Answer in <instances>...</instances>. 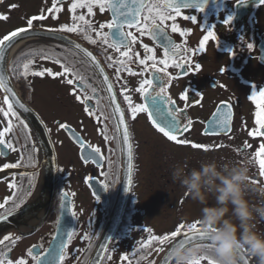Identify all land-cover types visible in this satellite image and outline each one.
Returning a JSON list of instances; mask_svg holds the SVG:
<instances>
[{"label": "flooded vegetation", "instance_id": "1", "mask_svg": "<svg viewBox=\"0 0 264 264\" xmlns=\"http://www.w3.org/2000/svg\"><path fill=\"white\" fill-rule=\"evenodd\" d=\"M72 2L74 0H61L57 5L61 8L56 13L58 18H53L47 12L53 0H0V14L9 17L7 21L0 20L1 37L26 27L27 18L38 16L42 11L48 18L34 21L33 28L37 31L49 33L44 29L71 23ZM237 3L238 0H208L203 12L195 8H182L180 14L170 12L175 20L166 21L165 30L180 46L184 60L178 58V61H186L188 72L183 74L182 69L171 63L166 69L157 65L163 69L161 76L166 82V95L175 101L177 108L184 109L180 113L183 122L192 121L190 130L182 133L180 139L208 145V150L168 140L153 126L146 112L138 113L135 119L131 117L124 95H129L133 104L145 103V98L136 89L145 79H152V61L148 62V70L139 64V59L151 54L146 53L142 45L153 48L157 60L165 58L163 49L147 35L141 37L135 29H124L137 36V41L130 45L131 60L126 61L136 75L125 70L118 73L119 65L115 61L123 59L120 53L99 40L97 44H91L79 33H58L65 37L61 41L32 37L15 50L9 62L11 78L18 85L22 100L49 133L56 155L57 175L54 194L42 196L47 166L38 140L19 113L18 121L15 117L6 118L0 112V131L8 126L9 119L12 121V131L4 139L15 148L12 151L0 146L3 152L0 154V204L8 200L0 214L6 215L15 204L25 201L6 221H0V239L5 235L20 238L14 245L6 241L5 245H0V251H7L10 247V259L15 261L23 257L28 264H35L27 256L29 248L41 256L49 253L48 259L51 260L63 244L64 259L53 264H96L97 250L101 248L108 228V233H111L113 217L122 207V216L113 237L109 243L108 240L103 242L106 248L100 260L98 257L99 264H158L171 243L158 252L156 249L161 246L154 241L149 243L152 237L170 234L181 223L188 225L199 221L200 215L201 205L185 198L183 189L172 182L174 164H186L189 169L198 167L202 160L213 159L247 164L251 183L257 182L252 185L264 184L259 158L255 156L260 145L264 144V135L259 134L264 130L256 124L255 114L259 109L257 102L251 99L256 93V99L261 100L258 94L264 91V2L246 0L245 4ZM13 4L18 7L10 8ZM94 12V16L87 18L95 26L106 24L113 18L111 10L100 12L94 9ZM80 13L86 14V9H78L77 14ZM230 15L234 19L231 25H226L224 20ZM191 16H196L195 22L185 19ZM172 24L178 27V32L171 31ZM209 30L215 31L217 39L210 38L205 49L199 51L200 41ZM103 31L109 32V29L104 28ZM91 35L97 39L95 33ZM113 39L119 37L112 36L109 43ZM70 42L92 52L99 67L83 52L74 49ZM249 43L252 48L247 47ZM125 50L128 49L121 48L120 51ZM40 51L58 56L61 63L74 66L83 81L68 85L65 81L69 77L30 74L23 78L13 74L14 67L19 69L26 62L25 53L33 58L31 54ZM189 51L191 55L187 54ZM233 51L235 54H231ZM108 56H112L113 61H109ZM34 61L33 68L42 67L53 72L62 70L60 64L41 59L39 55L34 57ZM110 63L113 66L110 67ZM196 65L200 66L199 69ZM107 83L113 86L115 102L111 99ZM152 87L159 90L157 82ZM92 88L96 89L94 94ZM73 91L82 96H94L89 102L94 115L85 112V105L75 99ZM184 93H189L192 101L186 109L188 100L182 99ZM3 100L0 92V107L6 110ZM147 102L151 103L150 98ZM116 104L124 112L132 144L130 184L127 146L123 142V126L118 127L119 114L114 111ZM222 105L230 106L227 129L217 128L215 134H205L209 122ZM222 110L228 112L229 108ZM58 122L67 124L75 139L67 129L60 128ZM254 130L258 134L249 135ZM81 141L100 149L97 159L85 161ZM6 164L17 167L5 168ZM104 184L108 185L107 190ZM123 184L129 191L125 201L120 196ZM30 185L33 187L28 195ZM259 227L264 230V224ZM243 262L255 264L247 257ZM201 264H207V260H202Z\"/></svg>", "mask_w": 264, "mask_h": 264}, {"label": "snow or ice", "instance_id": "2", "mask_svg": "<svg viewBox=\"0 0 264 264\" xmlns=\"http://www.w3.org/2000/svg\"><path fill=\"white\" fill-rule=\"evenodd\" d=\"M246 0H238L237 4H245ZM264 2V0H261ZM61 3V0H53L52 7L47 9L49 14L53 15V18H58L56 13H58L61 8L57 5ZM208 3V0H74V2L70 5L71 12V23H65L60 25L57 28H48L44 29L55 36L58 33H79L84 36L86 40H88L91 44H97L98 40L108 47L114 48L116 52L120 53V56L123 59H119L115 61L116 64L119 65L117 68V72L121 70L128 71L131 75H136L137 73L130 67L127 66L126 61L131 60L130 55V45L137 41V36L133 31H125L124 29H135L136 32H139L140 36L143 37L147 35L150 39L156 42V44L163 49L164 59L157 60L155 56V50L150 48L147 44H143V48L146 53H151L147 55L144 59H139V64L145 66V70H148L149 61L151 63L152 70V79H145L140 86L136 89L144 98L145 103L141 104H133L132 99L129 95H124V100L127 101L129 110L131 112V117L135 119L136 115L141 112H146L148 114V118L151 120L153 126L162 133L168 140L175 142L177 144L190 145L195 149L208 150V145H204L197 142L188 141L187 139H180V135L184 132L190 130V126L192 121L189 119L187 122H183L180 117V113L184 111V109H179L175 106V101H173L170 97L166 95L165 85L166 82L163 80L161 73L163 69L158 68L157 65H163L164 69H166L169 64H173L175 67L183 70V74H187L188 68L185 62H179V60H184V54L179 51V45H177L168 35L166 28V21L175 20V16H171L169 13L174 11L177 14H180L182 8H195L199 12H203ZM18 5H10V8H17ZM78 9H86V14L80 13L77 14ZM94 9H98L100 12H104L106 10H111L113 13V18L110 22L106 24H100L99 26H95L90 19L87 17H92L95 15ZM47 15L42 11L38 16H32L27 18L26 27L18 28L0 38V62H3L5 59V55L11 47H13L17 42L27 38L29 33L39 35L33 28L34 21L47 19ZM9 19L8 15L0 14V20L7 21ZM185 19H191L193 22L196 21V16L185 17ZM234 16H228L224 23L226 25H231ZM109 29V32H104L103 29ZM214 28V26H213ZM171 31L173 33L178 32L179 29L175 24H172ZM91 33H95L97 39H94ZM184 35V33H181ZM112 36H118L119 39H113L111 43H109V39ZM217 39L215 31L209 30L207 35L203 36V39L199 44V51H203L205 49V44L209 39ZM60 39H65V37L61 36ZM72 47L80 52H83L85 56L90 58L94 63L99 67L98 62L96 61L95 56L92 52L87 49L81 48V45L75 42H70ZM248 48H252L253 45L251 43L247 44ZM121 48H125V50L121 52ZM191 55L192 52L189 51L187 53ZM231 54H235L233 51ZM26 62L22 63V66L17 69L13 68V74L22 76L23 78H27L30 74L36 75L40 77H44L45 75L51 76L53 78L56 77H69L66 79V83L68 85H74L80 81H83V77L79 75L74 66H71L66 63H61V60L58 56L50 55L44 51L33 52L31 55L33 58H29L25 53ZM39 55L41 59L44 60H52L56 64L61 65L60 72H53L51 69L45 68H33L34 65V57ZM137 57L139 53L136 54ZM107 59L109 61H113L112 56H108ZM16 62H14L15 64ZM109 66H113V64H109ZM196 69H199V65L195 66ZM103 72V69H100ZM166 74V73H164ZM9 77L0 69V89H3L5 92L3 103L7 105V108L0 107V112L3 113L4 117H15L16 120H20L18 112L14 110L13 103L9 102L8 93H11L13 96L15 95L12 92V89L8 84ZM105 82L108 81L107 76L104 77ZM158 83L159 90L156 91L153 89V83ZM147 85V87H146ZM112 84L107 83V89L109 93H111V99L115 102V93L112 92ZM123 91V90H122ZM93 94L96 92L95 88H92ZM72 95L75 99L82 104L85 105V112L89 115H94V113L90 110L89 102L94 99L93 95H80L77 91H73ZM261 97V100H257V94L253 93L251 99L257 102L258 111L256 112V124L259 126L261 130H264V91L259 92L258 94ZM151 103L149 104L147 101L149 100ZM199 98V96H198ZM182 99L188 100V103L185 105V109L190 106L191 100L189 99V93L182 94ZM15 104L19 105L20 109L24 111H28L23 103L20 102L19 99L15 100ZM224 107H228L229 111L224 112L222 109ZM115 113H118V127L123 126V142L127 146V154H128V170H129V184L131 183V170H132V144L130 142V134L128 130V126L125 123L124 112L121 110L118 104L115 105L114 109ZM230 106L222 105L221 108L217 109V113L214 114V119L209 122V127L206 130L205 134L209 132L215 134L216 129L220 128L221 130H226L230 121ZM8 126L5 127L2 131H0V146L6 147L12 151H15L14 146L7 142L4 137L7 133L12 131V121L9 119L7 121ZM23 124V121H20ZM58 126L62 129H67L71 132V128L64 123H59ZM26 128L27 125L25 124ZM258 133L254 130L249 133V135L255 136ZM259 134L264 135V131H261ZM79 140V137L76 138ZM107 139V137H106ZM80 147L83 150L82 156L87 162V160H95L97 159L96 154L100 153V149L98 147L93 148L89 144H85L82 141L80 142ZM0 154H3L0 151ZM255 156L258 157V165L260 170V175L264 176V144H261L259 147V151L255 153ZM5 168H14L17 167L15 164H6ZM91 179V178H89ZM252 183H257L256 181H252ZM13 187H15L13 185ZM33 186H29L28 195L31 194V188ZM105 190H107L108 185L104 184ZM66 195V194H65ZM95 195V193H94ZM98 199V197H97ZM25 201L21 200L20 203L14 205L13 210L8 211L7 214H0V221H6L8 216L14 214V211L19 210ZM8 203V200H5L3 204H0V209H4L5 205ZM20 239L16 237L13 239L9 235H5L3 239H0V245H5L6 241H11V244H15L16 240ZM211 239L210 233L206 232L199 221H195L191 224L185 225L181 223L178 225L175 231L170 234H165L163 236H155L152 237V240L149 242H156L161 247L157 248L156 251H163L164 247L168 243H172L173 247L171 250H174L178 245H186L188 242L192 241H209ZM36 247V246H33ZM60 251L56 253L51 260L48 259L49 253H44L43 256L41 254L33 253V249L29 248L27 250V256L30 257L35 264H53L54 261H63L64 253H63V244L60 246ZM169 251L168 255L164 259V264H170L172 258ZM11 251V248L8 247L7 251H0V264H28V260L25 258H19L15 261L9 258L8 253ZM207 260V264H215V261L210 256H204L200 260L196 261L195 264H201L202 260Z\"/></svg>", "mask_w": 264, "mask_h": 264}, {"label": "clouds", "instance_id": "3", "mask_svg": "<svg viewBox=\"0 0 264 264\" xmlns=\"http://www.w3.org/2000/svg\"><path fill=\"white\" fill-rule=\"evenodd\" d=\"M171 180L185 198L201 205L198 220L210 233L207 243L178 245L172 264H195L210 256L215 264H264V184L252 185L247 164L200 161L198 167L172 166Z\"/></svg>", "mask_w": 264, "mask_h": 264}, {"label": "water", "instance_id": "4", "mask_svg": "<svg viewBox=\"0 0 264 264\" xmlns=\"http://www.w3.org/2000/svg\"><path fill=\"white\" fill-rule=\"evenodd\" d=\"M37 31V30H36ZM39 32V35H35L32 33H29V35L27 36V38L20 40L19 42H17L13 47L10 48V50L7 51L6 55H5V59L3 62H0V69L3 70V72L7 75V77H9L8 80V84L9 87L12 89V92L15 94L14 96L11 93H8V99L10 103H13L15 110L21 115V117L25 120L26 123H28V125L31 127L33 133L35 134L41 149L44 152V161L46 163V171H45V178H44V182H43V188L41 191V195L45 196V195H53L55 192V188H56V175H57V171H56V155L54 152V148L51 142V138L49 136V133L45 127V125L41 122V120L38 118V116L32 111V109L22 100L21 96L18 94L17 89L12 81L11 75H10V70H9V62L11 59V56L13 54V52L23 43L25 42L27 39L32 38V37H37V38H49L51 40H55V41H61L62 39H60V35H55L53 36L52 34L49 33H45V32ZM82 48V47H81ZM0 92L2 93L3 96H5V92L3 89H0ZM19 99L21 103H23L25 105V107L27 109H29L28 111H24L23 109L19 108V105L15 104V100ZM74 132H69L70 136L75 139L73 134ZM128 190H125V184H123L122 187V193H121V197L123 198V201L126 200V195L128 196ZM120 197V199H121ZM123 204V203H122ZM121 204V205H122ZM121 211H119L114 217H113V223H112V227H111V233L109 234V229L107 230L104 238H103V242L105 240H108L107 243L110 242L111 238L114 235V232L116 231L118 224L120 222L121 216H122V211L123 208H120ZM103 242L101 245V248L97 250V256H96V264H99L98 262V257L99 260L101 259V257L104 254V249L106 248V246H103ZM208 241H190L187 244L190 243H207ZM186 244V245H187ZM173 244L171 243V245L169 246V248L166 250L165 254L163 255V257L161 258L160 262L158 264H164V259L165 257L168 255L169 251L172 249ZM172 263V260L170 262V264ZM243 264H245L243 262Z\"/></svg>", "mask_w": 264, "mask_h": 264}, {"label": "rangeland", "instance_id": "5", "mask_svg": "<svg viewBox=\"0 0 264 264\" xmlns=\"http://www.w3.org/2000/svg\"><path fill=\"white\" fill-rule=\"evenodd\" d=\"M1 36H2V33H0V38H2ZM16 86H17V88H18V85H17V84H16ZM19 93H20V92H19Z\"/></svg>", "mask_w": 264, "mask_h": 264}, {"label": "bare ground", "instance_id": "6", "mask_svg": "<svg viewBox=\"0 0 264 264\" xmlns=\"http://www.w3.org/2000/svg\"><path fill=\"white\" fill-rule=\"evenodd\" d=\"M14 52H15V51H14ZM14 52H13V53H14Z\"/></svg>", "mask_w": 264, "mask_h": 264}]
</instances>
